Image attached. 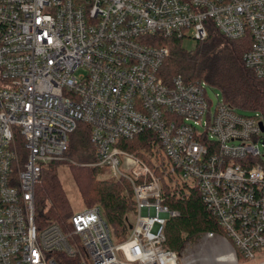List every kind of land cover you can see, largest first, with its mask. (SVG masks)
<instances>
[{
	"label": "built area",
	"instance_id": "2783aa9c",
	"mask_svg": "<svg viewBox=\"0 0 264 264\" xmlns=\"http://www.w3.org/2000/svg\"><path fill=\"white\" fill-rule=\"evenodd\" d=\"M211 27L251 39L243 62L264 81V0H0V264H196L166 248L180 215L164 205L167 189L197 190L231 241L205 233L216 253L264 264L261 114L223 97L214 106L206 81L160 75L159 38L204 41ZM80 124L93 165L131 187L120 243L98 205L63 225L36 221V186L67 160ZM141 134L146 148H125Z\"/></svg>",
	"mask_w": 264,
	"mask_h": 264
},
{
	"label": "trees",
	"instance_id": "16d2710c",
	"mask_svg": "<svg viewBox=\"0 0 264 264\" xmlns=\"http://www.w3.org/2000/svg\"><path fill=\"white\" fill-rule=\"evenodd\" d=\"M184 42L177 37L158 39L160 46L169 49V55L160 71L161 77L165 81L178 76L187 82L206 81L222 94L230 107L241 113H260L264 122V81L258 80L243 62V56L251 46V39L247 37L232 41L211 27L208 38L196 42L192 48L185 47ZM147 136L149 134H141L123 144L128 150L137 152L146 148ZM66 157L77 160V164L70 165L69 169L81 198L88 206L86 208L100 206L112 236L125 240L135 211L131 187L124 180H100L98 176L101 175V168L88 166L94 164L96 158L89 128L84 124H80L71 136ZM63 163L49 164L36 186L35 218L39 225H63L74 214L59 178L58 167ZM164 205L180 214L166 224L168 250L180 255L188 242L208 232L230 241L197 190H191L186 198H181L167 189ZM236 251L239 261H242L240 252Z\"/></svg>",
	"mask_w": 264,
	"mask_h": 264
},
{
	"label": "rangeland",
	"instance_id": "374dc122",
	"mask_svg": "<svg viewBox=\"0 0 264 264\" xmlns=\"http://www.w3.org/2000/svg\"><path fill=\"white\" fill-rule=\"evenodd\" d=\"M195 41L193 40H187L184 42V46L187 48H192L195 45ZM82 71H79L80 73ZM208 96L210 100L212 101L213 105L216 106L218 100H221L222 94L216 90V89H209L208 90ZM241 113V112H239ZM246 115H254V113H241ZM264 139V134H263ZM259 149L262 155H264V145L262 143L259 144ZM73 159V160H72ZM75 158H67L65 163L59 165L58 167V173L59 178L62 182V185L64 189L66 190L67 196L71 202L72 209L77 211H82L86 207V202L83 201V199L80 196V192L78 188L76 187L74 180L71 176L70 172V165H76ZM77 161V160H76ZM90 167H95L93 164L88 165ZM101 175L98 176V179L100 180H117L113 178V176L109 173L108 170L101 168ZM203 235L198 237L194 241H190L186 244L184 250L181 252L182 259H186V261H190L193 259L197 260L196 264H225V263H217L216 259L218 257V253L215 252L214 247L218 245V241H204ZM220 236V235H219ZM114 242L120 243L123 240L116 238L113 236ZM223 252H229L226 247L223 248ZM240 264H245L241 262Z\"/></svg>",
	"mask_w": 264,
	"mask_h": 264
},
{
	"label": "bare ground",
	"instance_id": "6f19581e",
	"mask_svg": "<svg viewBox=\"0 0 264 264\" xmlns=\"http://www.w3.org/2000/svg\"><path fill=\"white\" fill-rule=\"evenodd\" d=\"M216 262H222L225 264H235L234 258L230 252H222L221 254H219L216 259Z\"/></svg>",
	"mask_w": 264,
	"mask_h": 264
},
{
	"label": "water",
	"instance_id": "95a60500",
	"mask_svg": "<svg viewBox=\"0 0 264 264\" xmlns=\"http://www.w3.org/2000/svg\"><path fill=\"white\" fill-rule=\"evenodd\" d=\"M260 126H261L262 131L264 132V123H261ZM132 227H133L132 224L129 223V229H132Z\"/></svg>",
	"mask_w": 264,
	"mask_h": 264
}]
</instances>
